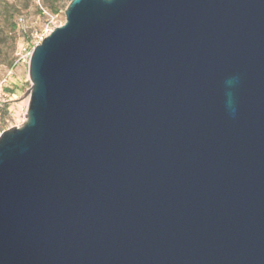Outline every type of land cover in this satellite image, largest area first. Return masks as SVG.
Returning a JSON list of instances; mask_svg holds the SVG:
<instances>
[{"label":"water","instance_id":"water-1","mask_svg":"<svg viewBox=\"0 0 264 264\" xmlns=\"http://www.w3.org/2000/svg\"><path fill=\"white\" fill-rule=\"evenodd\" d=\"M0 136V264H264V0H72Z\"/></svg>","mask_w":264,"mask_h":264},{"label":"rangeland","instance_id":"rangeland-1","mask_svg":"<svg viewBox=\"0 0 264 264\" xmlns=\"http://www.w3.org/2000/svg\"><path fill=\"white\" fill-rule=\"evenodd\" d=\"M68 5L69 0H0V136L26 121L29 54L65 24Z\"/></svg>","mask_w":264,"mask_h":264},{"label":"built area","instance_id":"built-area-1","mask_svg":"<svg viewBox=\"0 0 264 264\" xmlns=\"http://www.w3.org/2000/svg\"><path fill=\"white\" fill-rule=\"evenodd\" d=\"M51 33H52V32H51ZM43 40H44V38H41L40 41L38 42V44H41ZM38 44H37V45H38ZM31 54H32V53H31ZM31 54H29V57H28L29 60H30V58H31Z\"/></svg>","mask_w":264,"mask_h":264},{"label":"trees","instance_id":"trees-1","mask_svg":"<svg viewBox=\"0 0 264 264\" xmlns=\"http://www.w3.org/2000/svg\"><path fill=\"white\" fill-rule=\"evenodd\" d=\"M71 1H72V0H69V4H70Z\"/></svg>","mask_w":264,"mask_h":264}]
</instances>
